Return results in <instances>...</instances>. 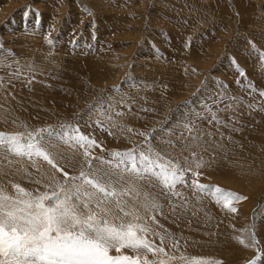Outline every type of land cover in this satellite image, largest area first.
I'll list each match as a JSON object with an SVG mask.
<instances>
[{
	"label": "rangeland",
	"instance_id": "374dc122",
	"mask_svg": "<svg viewBox=\"0 0 264 264\" xmlns=\"http://www.w3.org/2000/svg\"><path fill=\"white\" fill-rule=\"evenodd\" d=\"M49 1L59 4L0 0V132L78 126L97 141L92 155L108 159L147 142L192 170L174 193L155 179L136 182L161 206L147 223L175 264H264L261 0ZM52 142L63 171L0 149V189L51 192L64 172L87 168L83 149ZM193 179L246 199L232 212Z\"/></svg>",
	"mask_w": 264,
	"mask_h": 264
},
{
	"label": "snow or ice",
	"instance_id": "6c2138e0",
	"mask_svg": "<svg viewBox=\"0 0 264 264\" xmlns=\"http://www.w3.org/2000/svg\"><path fill=\"white\" fill-rule=\"evenodd\" d=\"M186 127L193 130L190 123ZM53 139L83 149L87 168L82 166L79 174L71 177L64 172L65 180L51 192L33 193L19 184L14 185L15 195L0 189V264H175L176 257L169 256L163 246L165 236L147 223L149 217L155 220L153 213L161 206L136 182L147 180L151 184L155 179L174 193L178 184L188 183L185 176L192 170L166 159L147 142L140 150L117 151L111 159L93 156L90 148L97 141L71 125L61 126L59 132H0V149L29 160L42 158L58 168L50 151L56 147ZM192 174L200 175L196 171ZM191 186L212 195L232 212L237 211L233 201L246 199L196 179ZM128 197L139 201V207L129 206ZM157 235L160 245L154 242ZM125 249L134 254H126ZM148 253L154 259L150 260ZM180 259L183 264H219L206 258Z\"/></svg>",
	"mask_w": 264,
	"mask_h": 264
},
{
	"label": "bare ground",
	"instance_id": "6f19581e",
	"mask_svg": "<svg viewBox=\"0 0 264 264\" xmlns=\"http://www.w3.org/2000/svg\"><path fill=\"white\" fill-rule=\"evenodd\" d=\"M48 1V7L50 8L51 6H57L58 4H59V2L57 3V2H54V3H52V2H50L49 0H47ZM254 1H256V3H259V2H257V0H254ZM258 1H260V0H258ZM45 3V2H44ZM255 3V2H254ZM264 3V1H260V6H261V4H263ZM49 5H51V6H49ZM14 6V5H13ZM258 6H259V4H258ZM262 7V6H261ZM52 9V8H51ZM243 10L245 11V12H249L250 10H248V8H243ZM260 10H262V12H263V14H264V11H263V9L262 8H260ZM261 12V11H260ZM1 114V113H0ZM10 177V176H9ZM44 184V183H43ZM39 188V187H38ZM8 189V188H7Z\"/></svg>",
	"mask_w": 264,
	"mask_h": 264
},
{
	"label": "water",
	"instance_id": "95a60500",
	"mask_svg": "<svg viewBox=\"0 0 264 264\" xmlns=\"http://www.w3.org/2000/svg\"><path fill=\"white\" fill-rule=\"evenodd\" d=\"M262 9H263V11H264V3L262 4Z\"/></svg>",
	"mask_w": 264,
	"mask_h": 264
}]
</instances>
